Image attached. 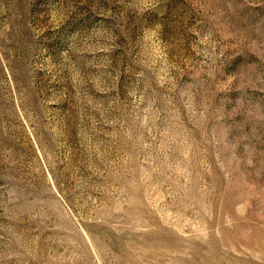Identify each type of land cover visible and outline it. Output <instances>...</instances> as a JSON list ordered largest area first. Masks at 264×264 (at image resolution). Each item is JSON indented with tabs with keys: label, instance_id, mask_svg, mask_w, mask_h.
<instances>
[{
	"label": "rangeland",
	"instance_id": "1",
	"mask_svg": "<svg viewBox=\"0 0 264 264\" xmlns=\"http://www.w3.org/2000/svg\"><path fill=\"white\" fill-rule=\"evenodd\" d=\"M0 264H264V0H0Z\"/></svg>",
	"mask_w": 264,
	"mask_h": 264
}]
</instances>
